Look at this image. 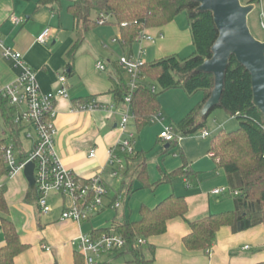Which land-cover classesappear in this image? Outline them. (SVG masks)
Segmentation results:
<instances>
[{"label": "crops", "instance_id": "0c3cea01", "mask_svg": "<svg viewBox=\"0 0 264 264\" xmlns=\"http://www.w3.org/2000/svg\"><path fill=\"white\" fill-rule=\"evenodd\" d=\"M62 2L66 14H63ZM69 2L70 0H61L58 5H53L54 8L59 6L58 13L54 14L51 7H39L38 0H0V39L5 46L22 54L25 62L35 72L40 90L45 93L57 89V77L66 69L65 55L75 39L74 21L67 12ZM95 16L96 14L92 15L93 18ZM12 17L24 19V22L15 25ZM108 18L105 15L106 23L102 26L107 24ZM115 27L111 40L117 46L114 47L115 52L103 55L106 59L94 50L93 45L87 41L86 34L75 56L74 72L70 76L66 75L67 97L56 101L54 120L55 150L62 165L83 183L100 177L111 210L102 212V206L101 211L96 213L97 216L92 215L80 223L61 220L62 212L72 206L70 197L51 194L48 203L52 211L42 214L37 206L36 194L30 193L34 190L30 189L23 173L11 178L0 177V193L9 207L7 217L15 225L21 242L29 246L15 257V264H75L74 254L78 252L77 241L80 235H91L93 230L112 228L117 222H137L142 206L154 208L172 194L185 197L189 208L186 215L188 221L235 208L234 196L211 193L217 188H228V183L224 171L218 168L210 152L211 140L225 130L229 118H235L213 111L202 129L207 132V137L201 136L202 130L182 137L174 144L178 147L173 152L171 149L174 146L169 148L170 144L158 137L164 126L179 122L200 103L204 97L203 92L189 97L182 89L169 90L174 93L172 106H165V97L159 117L153 118L155 122L140 133H136L133 118L130 117L127 130L135 133L134 155L127 156L117 150L118 143L125 138L119 123L129 111L123 102L116 103L112 94L121 73L128 80L118 64L119 58L124 55L139 56L144 63L167 56L180 58V53L187 45L192 44V39L190 28L181 27L175 18L163 28L145 31L153 40L135 42L127 54L128 50L119 41V27ZM47 28L51 33L46 43L41 45L36 39ZM98 62L104 64V71L97 69ZM18 73L0 52V92L5 86L15 82ZM92 103L97 104V107L79 108ZM158 142L164 144L162 153L154 158L148 157V153L157 147ZM91 150L95 151L92 158L89 157ZM111 150H115L120 163H109ZM164 151L167 153L163 154ZM24 153L28 152L24 150ZM135 154L141 155L134 159ZM150 158L155 159L151 163L147 161L146 165L150 184H156L162 173H171L184 162L189 167L190 177H176L170 183L153 189L140 188L136 178L137 167L141 159L146 163ZM110 194L113 196L110 197ZM1 216L0 214V247L4 244ZM188 234L187 222L177 218L167 223V230L163 235L147 239L146 245L154 248L153 264H257L264 261L262 225L238 233H233L229 227H222L209 252L187 251L182 240ZM145 254L148 259L151 258L148 251ZM111 261L110 256H105L102 264H110Z\"/></svg>", "mask_w": 264, "mask_h": 264}, {"label": "trees", "instance_id": "16d2710c", "mask_svg": "<svg viewBox=\"0 0 264 264\" xmlns=\"http://www.w3.org/2000/svg\"><path fill=\"white\" fill-rule=\"evenodd\" d=\"M60 2L61 0H38V6L51 7V11L57 14L58 9L53 5ZM258 2L259 0H250L248 4ZM197 7V3L188 0H70L67 6V12L74 21L75 34L74 42L65 55L67 64L64 74L67 76L74 72L76 53L86 34L98 25L97 21L101 15L113 17L115 25L119 27V41L128 50V54L141 33L163 28L178 14L185 12L193 53L186 59L177 56L163 57L151 63H144L140 68L142 80L139 87L131 93L130 100V112L136 133H140L159 114L161 109L159 95L172 89H182L189 97L197 92L204 93L200 103L179 122L173 123L172 128L177 135L187 137L202 130L208 116L217 109L223 110L239 123L236 131H220L211 140L210 145L213 160L227 177L228 188L239 192L238 196L233 197L234 210L188 221L186 215L189 208L185 197L172 194L154 208L142 206L137 222H117L112 228L91 232L93 238L110 231L121 235L126 245L123 250L114 252L111 256L114 259L129 257L127 264H153L154 248L146 243L140 245L138 240L146 241L151 237L163 235L167 230V223L173 219H183L188 224L189 234L182 242L189 252H209L217 232L222 227H229L233 233L258 225L264 228V118L252 104L250 75L233 56L225 71L219 105L201 122L196 121L198 113L214 88V77L208 73H197L195 70L204 60L211 58V47L218 37L211 13L197 12ZM93 14H96V19L92 17ZM155 85L159 87L160 93L151 91V87ZM128 92L127 80L121 73L112 90L115 102H123ZM13 114V108L0 95V116L9 134V137L8 135L0 137V177L7 176L3 151L8 138L15 142L21 157H25L20 140L23 127L12 121ZM169 144V148H172L176 142ZM166 153L167 151H164L163 154ZM140 155L135 154L134 159H138ZM190 174L189 167L184 162L179 169L171 173H162L160 181L156 184H150L146 163L141 159L136 178L140 188L153 189L158 185L170 183L176 177L189 178ZM8 212V204L0 193V214L4 234V244L0 247V264H15V257L29 247L21 242L15 225L7 217ZM146 251L151 254V258L146 257ZM83 262L82 256L75 252L74 263ZM257 264H264V261Z\"/></svg>", "mask_w": 264, "mask_h": 264}, {"label": "built area", "instance_id": "2783aa9c", "mask_svg": "<svg viewBox=\"0 0 264 264\" xmlns=\"http://www.w3.org/2000/svg\"><path fill=\"white\" fill-rule=\"evenodd\" d=\"M15 25L24 22V19L16 17L11 18ZM98 25L106 23L104 15H101L97 21ZM260 26L264 29V16L260 15ZM49 28L37 37V43L44 45L50 35ZM153 38L141 33L136 42L152 41ZM1 56L10 61L14 68L19 71L18 76L12 84L3 88L0 95L8 102V105L13 108L14 114L12 121L23 127V131L27 128H32L35 132L34 136L26 135V138L31 140V150L25 153V157H21V152L18 150L20 159H16L14 146L7 145L3 151V161L7 168V177L11 178L19 173H23L25 166L28 163H33V176L35 180V194L37 206L42 214H48L52 211L48 203V197L51 194H59L68 196L72 200V206L65 209L61 214V220H72L77 223L88 220L92 215L96 214L102 208V200L106 195V190L101 184L100 177H94L86 183L80 181L71 171L66 169L58 158L55 150L54 137L55 126L54 120L56 117L55 104L57 99L67 97V77L66 75H58V87L52 92H42L36 81V74L25 62L22 54L11 47H7L0 39ZM120 68L126 74L129 86V92L124 97L123 103L127 105L129 111L122 117L119 128L125 133L123 138L117 145V150L127 156L134 155L133 143L135 133L128 131L130 117L133 118L130 112L131 93L134 92L140 85L142 80L140 68L144 62L138 57L130 55L121 56L118 60ZM97 69L104 71L105 66L102 62H98ZM151 91L156 92L154 86ZM97 104L81 105L80 109L96 108ZM159 115L155 116L157 119ZM203 138L207 137L205 130L201 131ZM182 137L177 135L172 126H164L159 134V139L166 143L177 142ZM94 150L89 152V157H93ZM109 163H120V160L115 152H109ZM213 195L222 193L231 196H238V191H231L229 188H217L211 192ZM138 243L144 245L145 241L139 239ZM126 245L125 239L113 232L103 234L100 237L93 238L92 235H80L77 241L78 252L84 260V264H102L105 256H111L114 252L124 249Z\"/></svg>", "mask_w": 264, "mask_h": 264}, {"label": "water", "instance_id": "95a60500", "mask_svg": "<svg viewBox=\"0 0 264 264\" xmlns=\"http://www.w3.org/2000/svg\"><path fill=\"white\" fill-rule=\"evenodd\" d=\"M188 1L198 4L197 12H210L218 31V37L211 47V58L204 60L195 70L214 77V88L196 121L201 122L219 105L225 71L232 56L249 73L252 104L264 118V40L254 38L248 27V16L255 5H243L240 0ZM33 170V163H28L23 170V176L32 190L35 188Z\"/></svg>", "mask_w": 264, "mask_h": 264}, {"label": "rangeland", "instance_id": "374dc122", "mask_svg": "<svg viewBox=\"0 0 264 264\" xmlns=\"http://www.w3.org/2000/svg\"><path fill=\"white\" fill-rule=\"evenodd\" d=\"M250 0H240L241 4L245 5L249 2ZM61 7H62V11H63V2L61 3ZM255 5V9L253 10V12H251V14H249L248 16V27L249 30L252 34V36L254 38H256L257 40H264V29L261 28L260 26V15L261 13L264 16V0H260L258 3H254ZM59 7V6H57ZM59 9V8H57ZM60 11V13L62 12ZM64 12V13H63ZM63 14H66L65 11H63ZM61 13V14H62ZM177 20L180 22V26L181 27H189L188 21H187V17L185 12H181L180 14H178L176 16ZM94 19H96V16L94 17ZM107 24L102 26V25H97L94 29H92L88 35H87V41L93 45L94 50H96L98 52L99 55H101V57H103V59H106L105 56H103L104 54H107L108 52H115L114 47L117 46L116 43L112 42V37H114V33L113 31H115L116 29V25L114 24V19L113 17L109 16V18L107 19ZM116 48V47H115ZM193 46L191 45H187L182 52L180 53V58L181 59H186L188 58L192 53H193ZM147 82V81H146ZM156 87V92L160 93V89L157 85H155ZM173 91H166L163 92L162 94H160L159 99H160V104L161 107L163 105V100L166 97L165 100V106L168 105V107H171L172 102H173ZM172 98V99H171ZM217 114H226L224 113L223 110L217 109L216 110ZM229 118V117H228ZM152 122H155L154 120L151 121V123L148 125L150 126L152 124ZM239 127V123L238 120L236 119H230L229 118V122L226 125L225 131L226 132H231V131H236ZM6 133L5 137L8 134V131L5 129V127L3 126L2 120H1V116H0V137H4V134ZM30 134L31 136L35 135V132L32 128H27L26 130H22L21 134H20V140L21 142H23V149L26 152H30V143L31 140L26 138V135ZM159 137V134H158ZM7 145L9 146H14V153H16V159L19 160L20 156L18 154V150L16 147V144L14 141L10 140V138H8L6 140ZM164 144L162 142H158L157 143V147L156 148H152L151 152L148 153V157L154 158L157 154L162 153V149H163ZM177 145L174 146L171 149V152L175 151L177 149ZM147 159L146 160V165H147V161L148 163L153 162L155 159ZM128 173V172H127ZM113 196V194H110V197ZM120 201V200H119ZM102 206H103V211H107V210H111L110 206H109V200L107 198H103L102 200ZM101 211V210H100ZM101 212V213H102ZM100 213V214H101ZM93 216H97V214L93 215ZM111 262L110 264H126V261L129 260V257L126 258H120V259H114L113 257H111Z\"/></svg>", "mask_w": 264, "mask_h": 264}]
</instances>
